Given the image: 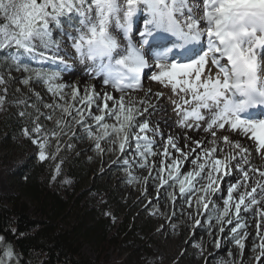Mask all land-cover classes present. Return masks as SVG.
<instances>
[{
  "label": "snow or ice",
  "instance_id": "1",
  "mask_svg": "<svg viewBox=\"0 0 264 264\" xmlns=\"http://www.w3.org/2000/svg\"><path fill=\"white\" fill-rule=\"evenodd\" d=\"M140 17L143 30L134 40ZM23 57L62 65L64 70L71 68L65 57L90 61L92 78L120 95L97 92L94 86L82 92L61 83L59 71L33 68ZM0 62L28 73L24 85L42 83L53 97L43 105L50 110L47 114L33 105V127L22 129L37 145L41 161L54 160L59 138L80 126L100 152L102 141L120 156L133 149L139 168L156 182V199L163 188L173 207L182 201L193 210L189 215L194 227L201 226L198 217L209 229L215 223L221 234L231 225L229 242H235L241 255L248 237L246 219L249 214L258 217L256 236L261 242L255 247L264 255V166L251 160L254 150L264 162V118L250 111L264 108V0H0ZM146 70L151 81L176 97L169 99L178 125L203 131V139L189 141L185 134L180 147L176 137L150 126L149 109L156 108L151 98L160 99L165 92L144 89ZM6 83L0 75V85ZM141 92L142 97L134 95ZM4 101L0 96V107ZM40 116H55V126L45 128ZM224 132L246 139L253 149ZM53 138L57 144L50 156L47 149ZM157 146L160 151L154 150ZM123 163L128 166L130 161ZM59 174L57 164L52 180ZM129 182L140 180L129 173ZM217 193H222L221 204L212 199ZM214 243L219 249V240ZM195 246L202 250L200 244ZM0 252V264H11L14 250Z\"/></svg>",
  "mask_w": 264,
  "mask_h": 264
},
{
  "label": "rangeland",
  "instance_id": "2",
  "mask_svg": "<svg viewBox=\"0 0 264 264\" xmlns=\"http://www.w3.org/2000/svg\"><path fill=\"white\" fill-rule=\"evenodd\" d=\"M22 59L33 68L59 71L60 74L64 71L62 65L50 62L39 64L37 60L28 57ZM0 75L7 81L6 85H0V96L5 97L4 104L0 107V194L5 198L7 207L19 205L26 207L36 216L55 218L59 229L68 233L78 252L100 264L209 263L210 253L216 250L215 243L212 245L209 237H217L220 245L222 241L223 234L219 233L218 226L213 223L209 229L203 217H198L201 219L200 227H194V222L188 226L185 220L178 218L176 214L172 215L173 211L159 213V206L153 202L157 195L156 189L153 194L145 196L141 189L131 192L128 187L137 183L129 182V173L136 177L132 162L139 157L135 154L134 157L127 153L120 156L118 151L108 150L112 146L106 141L101 142L104 151L100 152L95 148L94 141L86 137L83 128L75 126L67 136L59 138L60 151L56 158L41 161L37 145L23 134L22 129L31 130L33 127L32 119L36 114L33 105L38 107L41 113L47 114L50 111L43 105L52 103L51 94L47 92L45 101L44 84L32 82L30 85H24L22 80L28 73L17 71L14 67H6L3 62H0ZM73 85L78 86L76 83ZM147 85L151 83L147 81ZM4 87H7V92L3 91ZM167 90L162 88L163 92ZM36 94H39V98ZM21 111L25 112V116L19 115ZM55 119V116L53 120L40 116L39 122L45 128L51 129L55 126ZM72 132H75L74 136ZM86 142L89 148L82 151V144ZM56 144L55 138L50 140L47 149L50 156L55 152ZM69 144L71 147H68ZM132 151L134 150L130 149L131 153ZM125 159L130 161L128 166L123 163ZM34 163L48 165L47 176L50 183H55L73 194L72 204L58 216L44 208L41 200L28 188L25 171L27 166ZM57 164L60 165V174L52 180ZM66 179L71 182L64 183ZM162 190L164 191L163 188L159 190V195ZM166 201L172 205L168 199ZM215 202L220 204L221 200L217 199ZM250 216L251 214L246 219L247 225ZM254 221L257 223L259 219L254 217ZM230 227L231 225L225 229L224 238L228 242L231 240L228 233ZM193 233L198 235V238H194ZM254 233L253 238L247 237L244 240L245 245L249 241L254 245L259 243L256 231ZM261 233L264 235V231ZM220 236L221 238H218ZM229 243L235 245V242ZM196 244H200L202 250L197 248ZM9 247L14 250L11 264H25L12 243H0V249ZM251 251L257 258L263 256L258 247H255L254 251L252 248ZM255 259L251 258V262ZM235 264L242 263L237 261Z\"/></svg>",
  "mask_w": 264,
  "mask_h": 264
},
{
  "label": "bare ground",
  "instance_id": "3",
  "mask_svg": "<svg viewBox=\"0 0 264 264\" xmlns=\"http://www.w3.org/2000/svg\"><path fill=\"white\" fill-rule=\"evenodd\" d=\"M134 25H136V27L138 26V24H134ZM64 46L67 47V42H65ZM68 51L71 52L72 49L68 48ZM76 62H77V59H75V60L71 59V61H69L68 63L70 65H72ZM85 62H89V61H85ZM62 70H64V69H62ZM213 71H214V69H213ZM61 76H62V80L60 82H62L64 84H68V85H73L74 83H76V85L79 86V88L81 89L82 92L85 88H90V87L94 86L96 91H99L100 93H103L105 91L113 92V95L116 96L117 98L120 95V93L114 92L110 86L103 85L101 82V79L92 78V73H91L90 69L86 70L82 66H80V67L78 66L76 69L64 70V71H62ZM147 81H148V83L150 82L151 85H147ZM142 83L144 85L145 90L151 88L153 92L162 91V87L158 83L151 81L148 78V71L145 73ZM43 88H44V91H46L45 85ZM43 93H44L43 99L45 101H47L45 98L48 95L47 91L43 92ZM134 95L142 97L143 93L142 92L141 93H135ZM169 97L176 98L175 96H172V93L169 90H167V92H165L164 97L157 99L156 97L153 96L151 98L152 103L156 105V108H155V110L149 109V112L152 113V115L148 117V122H149L150 126L156 127L158 125L159 131L161 133H164L165 136L172 135V136L176 137L180 147H183L185 144V139H184L185 134L189 138V141L194 140V139H203L206 136V134L203 133V131L196 132V131H193L190 129L182 128L178 125V117L176 116L175 112L172 110L174 108V105L171 103V100H169V101L167 100ZM50 98H51L50 102H53L52 95L50 96ZM145 116H148V113H145ZM261 117L264 118V115ZM144 118H145L144 116L139 117V119L141 121L144 120ZM223 134L230 135V138L234 139V140L240 139V142L243 145H246L250 149H253V145L251 144V142L247 141L246 139L241 138L238 135L233 136L227 132H224ZM220 135H221V133L218 132L217 136L219 137ZM155 139L157 141V145H159L160 141H161V137L158 135L155 137ZM87 144H88L87 142L82 144L84 146L81 148L82 151H86L89 148V145H87ZM106 145H107V143H106ZM155 151H160V148L157 146L155 148ZM126 153L129 156H133V157L135 154L134 151H132V153H131L130 149H128ZM158 159H159V157H150V160H157L158 161ZM251 160L257 166H264V162L259 160V158L257 157V154L254 150L252 151ZM136 161H137L136 159L133 160L132 168L135 170L134 175L137 178H139L140 182L129 186L128 187L129 190H131V192H133L134 190L141 189L143 191L144 196L153 194V192L155 190V183L156 182L154 180H152L150 177H148V172L146 170L139 168ZM187 167H188V165L185 164V168H187ZM153 175H155V173H153ZM145 177H148L146 183L144 182ZM221 187L223 188L224 185H221ZM220 195H222V193H217V195L213 196L212 199L214 201H216ZM159 197H160L159 200L154 198V201H153L155 204H157L159 206V209H160L159 213H161V212L170 213L172 211H175L177 217L185 220V222L187 223L188 226H191L193 224L194 221L190 218V215H189L193 211L192 209H188L187 206L183 205L180 201H177L175 207H173V205L168 204L166 201L167 198H166L163 190L161 191ZM221 203H222V201L220 202V204ZM181 213H183V214H181ZM255 218L259 219L258 217H255ZM153 220L156 221L155 219H153ZM256 224L257 223H256V221H254V217L250 216L249 222H248V227H247L248 237L250 239L255 236L254 232L256 231ZM261 231H264L263 221H260V232ZM224 237H225V233L222 235V241H221L220 248L219 249L216 248V250H213L210 253L211 257L209 259L208 264H222V262H223V264H235L237 261L241 262L242 264H264V255L260 258H257L254 254H252V251H251L252 248H254L255 246L260 244V242H261L260 240L258 241L259 243L255 244V245L252 244L251 241L247 242L245 245V248L243 250V254L241 255L240 250L238 249V246L236 244L233 246ZM194 238H198V235H194ZM218 238H221V236ZM216 239H217V237H214V236L209 237V241L212 245H214V240H216ZM161 243L163 244V242H161ZM251 258H256V259L253 262H251Z\"/></svg>",
  "mask_w": 264,
  "mask_h": 264
},
{
  "label": "trees",
  "instance_id": "4",
  "mask_svg": "<svg viewBox=\"0 0 264 264\" xmlns=\"http://www.w3.org/2000/svg\"><path fill=\"white\" fill-rule=\"evenodd\" d=\"M48 170L45 163L27 166L28 188L44 208L58 216L72 204L73 194L50 183ZM0 237L4 243L16 247L25 264H100L78 252L68 233L59 229L55 218L36 216L19 205L9 208L1 194Z\"/></svg>",
  "mask_w": 264,
  "mask_h": 264
}]
</instances>
